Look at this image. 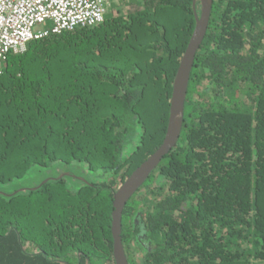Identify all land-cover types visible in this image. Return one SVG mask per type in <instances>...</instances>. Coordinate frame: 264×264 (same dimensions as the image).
I'll list each match as a JSON object with an SVG mask.
<instances>
[{
  "label": "trees",
  "instance_id": "16d2710c",
  "mask_svg": "<svg viewBox=\"0 0 264 264\" xmlns=\"http://www.w3.org/2000/svg\"><path fill=\"white\" fill-rule=\"evenodd\" d=\"M135 2L2 61L0 264H115L113 193L162 142L195 25L193 0ZM263 51L264 0H212L178 141L122 210L128 264H264Z\"/></svg>",
  "mask_w": 264,
  "mask_h": 264
},
{
  "label": "built area",
  "instance_id": "2783aa9c",
  "mask_svg": "<svg viewBox=\"0 0 264 264\" xmlns=\"http://www.w3.org/2000/svg\"><path fill=\"white\" fill-rule=\"evenodd\" d=\"M108 11L109 0H0V65L31 40L97 25Z\"/></svg>",
  "mask_w": 264,
  "mask_h": 264
},
{
  "label": "water",
  "instance_id": "95a60500",
  "mask_svg": "<svg viewBox=\"0 0 264 264\" xmlns=\"http://www.w3.org/2000/svg\"><path fill=\"white\" fill-rule=\"evenodd\" d=\"M193 0L195 25L186 48L180 56L175 72L171 96L169 98V112L164 137L160 145L144 159L132 172L124 178L113 193L111 212V234L113 239V258L115 264H128L121 242V215L127 200L137 191L145 179L156 168L162 157L173 148L179 138L183 120L184 102L188 86L189 74L194 56L199 49L207 29L212 0H198L197 13Z\"/></svg>",
  "mask_w": 264,
  "mask_h": 264
},
{
  "label": "rangeland",
  "instance_id": "374dc122",
  "mask_svg": "<svg viewBox=\"0 0 264 264\" xmlns=\"http://www.w3.org/2000/svg\"><path fill=\"white\" fill-rule=\"evenodd\" d=\"M113 3H116L118 6L122 7V9L121 8L120 9L123 12H125V10H132L136 7L135 0H109V8ZM108 12L106 13V15L108 14ZM30 182H31L30 180H25L23 185H28Z\"/></svg>",
  "mask_w": 264,
  "mask_h": 264
}]
</instances>
